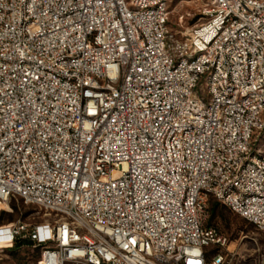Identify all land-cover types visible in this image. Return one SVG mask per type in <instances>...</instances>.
<instances>
[{"label": "built area", "instance_id": "obj_1", "mask_svg": "<svg viewBox=\"0 0 264 264\" xmlns=\"http://www.w3.org/2000/svg\"><path fill=\"white\" fill-rule=\"evenodd\" d=\"M0 0V226L41 264H237L214 199L264 233V0ZM260 264H264V256Z\"/></svg>", "mask_w": 264, "mask_h": 264}, {"label": "rangeland", "instance_id": "obj_2", "mask_svg": "<svg viewBox=\"0 0 264 264\" xmlns=\"http://www.w3.org/2000/svg\"><path fill=\"white\" fill-rule=\"evenodd\" d=\"M212 3L213 0H170V28L182 33L202 23L205 20V9ZM216 202L211 199L210 208ZM37 212H40L38 207L15 198L9 205L0 208V226L44 221L46 217L43 213ZM215 213L213 216L211 212V220L219 231L230 238V249L239 255L237 264H260L264 256V233L222 203L216 207ZM13 246L14 244L0 247V264H41L40 247L24 245L15 250Z\"/></svg>", "mask_w": 264, "mask_h": 264}, {"label": "trees", "instance_id": "obj_3", "mask_svg": "<svg viewBox=\"0 0 264 264\" xmlns=\"http://www.w3.org/2000/svg\"><path fill=\"white\" fill-rule=\"evenodd\" d=\"M218 202V201H217ZM214 203V204H212V206H211V208L209 209V212H210V216H209V219H208V221H207V225L209 226V227H215L216 229H218L215 225H214V223L212 222V220H211V212H212V214H213V216H215L216 215V213H215V210H216V207L219 205V203ZM24 245H28V246H32V245H34L33 244V242L32 241H30V240H22V239H18L15 243H14V246H13V249H20L21 247H23Z\"/></svg>", "mask_w": 264, "mask_h": 264}, {"label": "bare ground", "instance_id": "obj_4", "mask_svg": "<svg viewBox=\"0 0 264 264\" xmlns=\"http://www.w3.org/2000/svg\"><path fill=\"white\" fill-rule=\"evenodd\" d=\"M6 206V203H3V202H1L0 203V208H4ZM5 245L4 244H1V246L0 247H4Z\"/></svg>", "mask_w": 264, "mask_h": 264}]
</instances>
